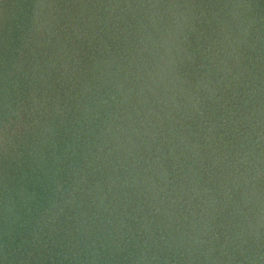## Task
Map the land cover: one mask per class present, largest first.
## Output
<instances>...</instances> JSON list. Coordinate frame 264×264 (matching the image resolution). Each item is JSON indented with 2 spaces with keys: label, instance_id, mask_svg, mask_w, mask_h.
I'll use <instances>...</instances> for the list:
<instances>
[{
  "label": "water",
  "instance_id": "obj_1",
  "mask_svg": "<svg viewBox=\"0 0 264 264\" xmlns=\"http://www.w3.org/2000/svg\"><path fill=\"white\" fill-rule=\"evenodd\" d=\"M0 264H264V0H0Z\"/></svg>",
  "mask_w": 264,
  "mask_h": 264
}]
</instances>
